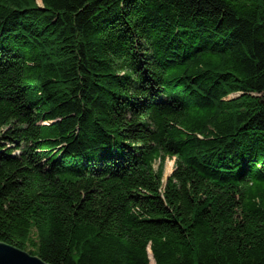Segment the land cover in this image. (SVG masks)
Returning <instances> with one entry per match:
<instances>
[{"label": "trees", "instance_id": "1", "mask_svg": "<svg viewBox=\"0 0 264 264\" xmlns=\"http://www.w3.org/2000/svg\"><path fill=\"white\" fill-rule=\"evenodd\" d=\"M40 2L0 0V242L264 264V0Z\"/></svg>", "mask_w": 264, "mask_h": 264}, {"label": "water", "instance_id": "2", "mask_svg": "<svg viewBox=\"0 0 264 264\" xmlns=\"http://www.w3.org/2000/svg\"><path fill=\"white\" fill-rule=\"evenodd\" d=\"M168 179V178H167ZM0 264H48L39 257L0 242Z\"/></svg>", "mask_w": 264, "mask_h": 264}, {"label": "rangeland", "instance_id": "3", "mask_svg": "<svg viewBox=\"0 0 264 264\" xmlns=\"http://www.w3.org/2000/svg\"><path fill=\"white\" fill-rule=\"evenodd\" d=\"M39 3L40 0H38ZM174 164H175V161L174 160H171V159H168L166 161V167H165V177H169L171 175V173L174 171ZM154 264V262H152Z\"/></svg>", "mask_w": 264, "mask_h": 264}]
</instances>
